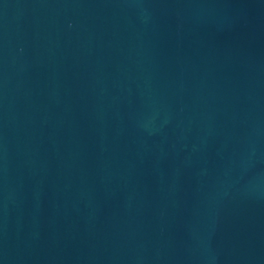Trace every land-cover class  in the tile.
<instances>
[{
	"label": "water",
	"instance_id": "water-1",
	"mask_svg": "<svg viewBox=\"0 0 264 264\" xmlns=\"http://www.w3.org/2000/svg\"><path fill=\"white\" fill-rule=\"evenodd\" d=\"M0 264H264V0H0Z\"/></svg>",
	"mask_w": 264,
	"mask_h": 264
}]
</instances>
